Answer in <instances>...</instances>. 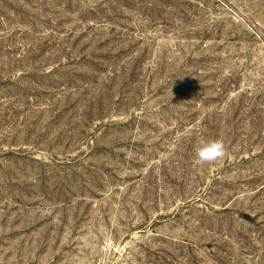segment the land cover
Returning a JSON list of instances; mask_svg holds the SVG:
<instances>
[{
  "label": "rangeland",
  "instance_id": "obj_1",
  "mask_svg": "<svg viewBox=\"0 0 264 264\" xmlns=\"http://www.w3.org/2000/svg\"><path fill=\"white\" fill-rule=\"evenodd\" d=\"M0 264H264V0H0Z\"/></svg>",
  "mask_w": 264,
  "mask_h": 264
},
{
  "label": "clouds",
  "instance_id": "obj_2",
  "mask_svg": "<svg viewBox=\"0 0 264 264\" xmlns=\"http://www.w3.org/2000/svg\"><path fill=\"white\" fill-rule=\"evenodd\" d=\"M225 147L221 141H204L197 150V162L200 164L211 163L225 156Z\"/></svg>",
  "mask_w": 264,
  "mask_h": 264
}]
</instances>
